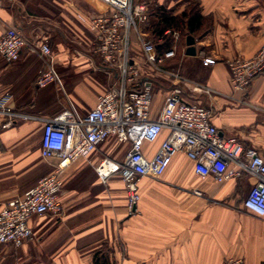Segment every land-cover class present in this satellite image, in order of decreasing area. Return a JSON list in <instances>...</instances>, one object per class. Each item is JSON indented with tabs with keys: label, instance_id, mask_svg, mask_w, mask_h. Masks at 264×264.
Segmentation results:
<instances>
[{
	"label": "crops",
	"instance_id": "crops-1",
	"mask_svg": "<svg viewBox=\"0 0 264 264\" xmlns=\"http://www.w3.org/2000/svg\"><path fill=\"white\" fill-rule=\"evenodd\" d=\"M188 1L134 0L144 2L148 14L156 4L179 12ZM200 5L210 30L195 38V54L186 52L185 41L166 65L219 90L208 95L186 89L183 95L211 107V121L222 136L236 137L264 156V70L246 91L235 92L228 66V59L252 57L264 46V0H200ZM111 11L102 0H0V34L13 25L29 41L13 62L0 55V99L10 92V105L32 115L48 117L70 107L84 116L119 76L94 51L96 33L78 14ZM149 21L141 26L147 34ZM44 40L52 48L59 80L41 87L36 78L47 59L38 46ZM131 42L132 53L142 58L134 31ZM202 52L216 62L205 65ZM169 86L163 77L155 83L154 115ZM4 122L0 117V209L52 169L51 160L41 156L40 120ZM165 135L163 130L155 142H145L144 153L152 156ZM129 147L109 136L98 151L68 165L62 211L32 215L33 236L18 247L0 244V264H97L96 252L110 264H223L230 257L264 264V215L243 204L253 176L244 173L222 182L213 174L202 178L193 160L179 151L159 177L139 179L140 199L131 210L125 182L115 175L104 183L95 169L99 151L118 158Z\"/></svg>",
	"mask_w": 264,
	"mask_h": 264
},
{
	"label": "built area",
	"instance_id": "built-area-1",
	"mask_svg": "<svg viewBox=\"0 0 264 264\" xmlns=\"http://www.w3.org/2000/svg\"><path fill=\"white\" fill-rule=\"evenodd\" d=\"M110 14H78L96 33L94 51L104 63L118 70V80L98 96L96 104L80 117L67 107L57 114L44 117L17 111L10 105V92L0 99V117L4 125L17 119H36L43 123L41 156L51 160L52 169L20 196L8 200L0 209V244L20 246L33 236L30 224L34 214L60 213L63 172L79 156L89 157L100 149L109 137L129 144L124 158L101 157L95 169L106 183L119 176L126 184L127 202L133 209L140 199L138 181L143 176L159 177L176 152H184L194 162L196 172L205 178L213 174L222 182L246 173L255 182L244 198V207L254 214L264 215V156L254 147L245 148L236 137H224L211 121L212 109L198 101L184 97L186 89L196 94L221 93L213 86L190 78L166 65L177 55L179 30H170L173 45L159 52L156 43L141 28L148 22V8L134 0H102ZM133 31L140 40L142 58L132 53ZM29 44L28 37L16 27L9 26L0 34V55L13 62ZM47 65L40 70L36 83L45 86L58 81L52 63V48L46 40L38 46ZM183 51V50H182ZM205 65L216 58L201 53ZM233 91H246L264 70V46L252 57L236 56L228 59ZM170 81L168 91L158 112L152 113L155 83L160 78ZM166 130V135L152 156L143 151L145 142H155ZM223 264H245L239 257L227 258Z\"/></svg>",
	"mask_w": 264,
	"mask_h": 264
},
{
	"label": "trees",
	"instance_id": "trees-1",
	"mask_svg": "<svg viewBox=\"0 0 264 264\" xmlns=\"http://www.w3.org/2000/svg\"><path fill=\"white\" fill-rule=\"evenodd\" d=\"M149 19L148 36L156 43L159 52H164L173 45L174 38L171 31L167 32L168 29L180 32L177 55L185 46L187 35L201 38L210 30L206 17L201 13L200 0H189L179 12L177 8L156 4L149 10ZM94 259L97 264H110L104 253L96 252Z\"/></svg>",
	"mask_w": 264,
	"mask_h": 264
},
{
	"label": "water",
	"instance_id": "water-1",
	"mask_svg": "<svg viewBox=\"0 0 264 264\" xmlns=\"http://www.w3.org/2000/svg\"><path fill=\"white\" fill-rule=\"evenodd\" d=\"M186 41H187L186 52L189 54H195L196 53V47L194 46L195 38L192 35H188Z\"/></svg>",
	"mask_w": 264,
	"mask_h": 264
},
{
	"label": "rangeland",
	"instance_id": "rangeland-1",
	"mask_svg": "<svg viewBox=\"0 0 264 264\" xmlns=\"http://www.w3.org/2000/svg\"><path fill=\"white\" fill-rule=\"evenodd\" d=\"M150 22V21H149ZM147 36H148V34H147ZM151 39V38H150ZM152 40V39H151ZM204 105V104H203ZM99 154L101 155V157H103L104 155H108V154H105L104 152H100L99 151ZM125 154H126V150H122V151H120L119 152V154L117 155V157L118 158H120V159H122V158H124V156H125ZM109 156V155H108ZM46 174V173H45Z\"/></svg>",
	"mask_w": 264,
	"mask_h": 264
}]
</instances>
